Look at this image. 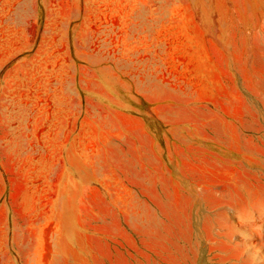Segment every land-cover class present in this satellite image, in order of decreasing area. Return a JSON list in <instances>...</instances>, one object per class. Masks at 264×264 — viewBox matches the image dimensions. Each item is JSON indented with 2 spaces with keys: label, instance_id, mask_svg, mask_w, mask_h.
Listing matches in <instances>:
<instances>
[{
  "label": "rangeland",
  "instance_id": "obj_1",
  "mask_svg": "<svg viewBox=\"0 0 264 264\" xmlns=\"http://www.w3.org/2000/svg\"><path fill=\"white\" fill-rule=\"evenodd\" d=\"M0 264H264V0H0Z\"/></svg>",
  "mask_w": 264,
  "mask_h": 264
}]
</instances>
